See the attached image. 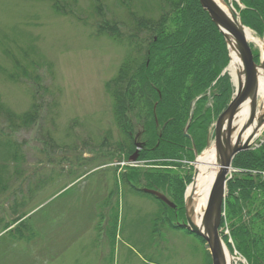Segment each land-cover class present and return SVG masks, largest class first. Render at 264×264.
<instances>
[{
  "label": "rangeland",
  "instance_id": "374dc122",
  "mask_svg": "<svg viewBox=\"0 0 264 264\" xmlns=\"http://www.w3.org/2000/svg\"><path fill=\"white\" fill-rule=\"evenodd\" d=\"M196 1L0 0V264H212L205 243L185 228L192 204L186 191L235 92L224 72L226 43L228 62L206 89L197 71L189 75L174 63L159 69L161 61L158 75L142 70L146 77L125 80L122 90L133 82L141 91L126 97L120 124L105 88L141 45L145 54L162 37L170 46L189 37L195 46L189 15ZM222 2L241 22L246 3ZM139 23L146 33L138 35ZM241 24L260 42L248 41L260 66L264 18L259 30ZM224 75L230 89L221 93L217 80ZM34 107V125L18 131L15 121L10 128L7 113L23 118ZM260 109L250 147L235 154L225 176L218 235L229 264L264 260V186L247 190L246 212H261L254 229L261 241L251 258L236 249L228 213L240 194L236 180L264 184Z\"/></svg>",
  "mask_w": 264,
  "mask_h": 264
},
{
  "label": "trees",
  "instance_id": "16d2710c",
  "mask_svg": "<svg viewBox=\"0 0 264 264\" xmlns=\"http://www.w3.org/2000/svg\"><path fill=\"white\" fill-rule=\"evenodd\" d=\"M189 3H192L191 0H187ZM244 3L247 5V9H244L240 13L241 22L244 25H256L262 24L261 16V0H243ZM250 1L252 4L250 5ZM194 5V4H193ZM197 5V6H196ZM196 7L193 6V9L190 11L191 21V29H193L195 37L194 42H196L195 46H192V42L190 41L189 37H184L183 42L180 41L179 43H174L171 46L167 42V39L162 37L160 40L152 41V46L150 49V53L145 54V49L141 45L135 51H132L130 54L131 58L128 57L125 65L120 69L117 77L109 81L105 88L106 91L109 93L110 97L114 101V115L116 120L120 124V116H122L126 109H127V100L126 97L132 96L134 92H138L140 89L135 87L134 83H130L126 89V91L122 90V84H124L125 80L132 81L133 77L136 76L138 78H144L142 74H147L150 69L156 70V62H160L159 69L165 68L170 66L174 63L175 66L178 67L180 65L181 68L188 67V74L192 75L195 74L196 71L204 76V83L205 86L203 88H207L210 81L216 78L220 71L226 66L228 62V54L226 51V45L222 34L219 32L217 27L211 22L210 18L204 12L196 1ZM255 6V7H254ZM141 22V20H140ZM196 22L203 24V27L197 28ZM141 23L138 24L139 29L136 31L139 33L144 32L143 29L140 28L142 25ZM152 24V23H151ZM257 26L258 30L261 29V26ZM147 27L150 25H146ZM154 26V23L152 27ZM148 27V28H152ZM130 38H132L131 32ZM137 35V36H138ZM146 40H144L145 42ZM173 41H175L173 39ZM151 43V42H149ZM178 51V53H177ZM166 53L168 55H166ZM138 55V57H136ZM166 55V56H165ZM193 56V58H191ZM132 57H135L136 60H133ZM146 57V58H145ZM165 57H169L166 58ZM186 57V59H185ZM144 72L141 74V71ZM158 75V71L155 72ZM136 83V82H135ZM139 87L141 85L140 82H137ZM217 84L219 87V91L221 93L228 92L230 89L229 78L227 75L220 77L217 80ZM141 88V87H140ZM202 89V88H201ZM225 89V90H224ZM141 91V90H140ZM226 98V96L224 97ZM216 99V97H215ZM223 100V95L221 97ZM218 105V104H217ZM220 107V105H218ZM38 108L34 107L30 110L23 118H17L16 115L7 113L8 121L10 122V128H14L13 123L16 121V130L19 131L23 129H28L32 125H34L36 118H37ZM203 131L200 133V137L198 142H202L204 136L202 135ZM201 144V143H200ZM264 150V148H263ZM19 153L16 152V160H19ZM249 157H240L239 162L243 163V167H247L250 163L248 162ZM264 161V155H262L261 160ZM236 185V189L239 190V196L237 199L232 203L229 207V216L232 219V223L230 224V235L232 236V240L236 246L238 252H248L251 255H255V248L259 241H261V237L259 238L258 233H255V227L260 224V208L254 207V211L247 210L246 208L249 205L250 196L248 195L247 190L251 189L253 192L257 189H260L264 186L263 183L258 184L253 179H246L239 180L233 184ZM263 185V186H262ZM230 196V194H229ZM256 220V221H255ZM260 230V229H256ZM256 244V245H255ZM264 251V248H263ZM254 260L259 264H264V260L261 257H255Z\"/></svg>",
  "mask_w": 264,
  "mask_h": 264
},
{
  "label": "water",
  "instance_id": "95a60500",
  "mask_svg": "<svg viewBox=\"0 0 264 264\" xmlns=\"http://www.w3.org/2000/svg\"><path fill=\"white\" fill-rule=\"evenodd\" d=\"M198 3L222 34L228 49L236 52L240 62L242 77L239 72L232 101L216 123L214 143L217 149L219 167H217L218 169L209 194L206 209L201 216L200 227L196 226L186 216L187 225L185 228L205 243L210 253L212 264H227L222 250V243L218 235V228L222 217L225 176L228 173V168L235 154L247 150L252 140L251 137H248L245 141H241V136H237L233 141L231 124L234 117L241 111L245 104L252 106L254 103L259 70L264 77V54L260 66H257L253 60L248 40L246 39V29L240 20L231 12H229L230 14L224 12L213 0H198ZM226 71L227 68L224 72ZM251 115L249 117L250 121H252ZM262 121L263 118H259L258 124L260 125ZM148 193L155 196L164 204L172 206L163 195L151 191H148ZM187 201L190 203L191 200L188 199Z\"/></svg>",
  "mask_w": 264,
  "mask_h": 264
},
{
  "label": "bare ground",
  "instance_id": "6f19581e",
  "mask_svg": "<svg viewBox=\"0 0 264 264\" xmlns=\"http://www.w3.org/2000/svg\"><path fill=\"white\" fill-rule=\"evenodd\" d=\"M213 1L217 5H219L224 12L226 13L230 12L229 9L226 8V6L223 4L222 0H213ZM245 35H246V39L249 42H253L259 47L261 46L260 42L257 39H255L248 30H245ZM227 71L232 79V82H236L239 76V72H240V76L242 77L239 58L236 52L232 50H230V62L227 67ZM257 101H260L261 105H259ZM261 106L262 108H264V77L261 74V71L259 70L253 105L251 106L250 104H245L242 107L241 111L232 120L231 130L233 133L232 134L233 141L236 139L237 134H239L238 132L240 130L244 131L241 132L239 135L241 136L240 140L245 141L248 138V136L251 133V127L253 126L252 124L255 123L258 115L257 113L259 112L257 111V109L258 108L260 109ZM262 108L260 110H262ZM250 115L251 118H254L252 121H249ZM218 161L219 159H218L216 146L212 144L198 158L195 164L197 170V177L194 181V184L190 185L186 191V195H187L186 197L191 199L192 202L191 206L189 205L190 207L189 210L187 209L188 210L187 214L188 216H190L189 218H192V221L198 227H200L201 216L203 215L208 203L209 194L211 192V188L218 169L217 167H219ZM224 256L226 259V263L229 264L228 255L225 251H224Z\"/></svg>",
  "mask_w": 264,
  "mask_h": 264
}]
</instances>
